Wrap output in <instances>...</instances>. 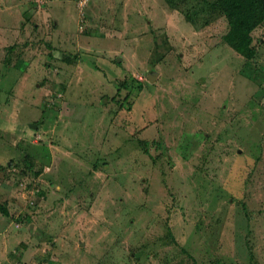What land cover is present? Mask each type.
<instances>
[{"label": "rangeland", "instance_id": "obj_1", "mask_svg": "<svg viewBox=\"0 0 264 264\" xmlns=\"http://www.w3.org/2000/svg\"><path fill=\"white\" fill-rule=\"evenodd\" d=\"M206 1L0 0V264H264V24Z\"/></svg>", "mask_w": 264, "mask_h": 264}, {"label": "trees", "instance_id": "obj_2", "mask_svg": "<svg viewBox=\"0 0 264 264\" xmlns=\"http://www.w3.org/2000/svg\"><path fill=\"white\" fill-rule=\"evenodd\" d=\"M205 9L208 14H220L226 19L224 42L244 59H253L257 53L253 31L264 24V0H209L205 2ZM0 213L10 216L8 207L2 203Z\"/></svg>", "mask_w": 264, "mask_h": 264}, {"label": "water", "instance_id": "obj_3", "mask_svg": "<svg viewBox=\"0 0 264 264\" xmlns=\"http://www.w3.org/2000/svg\"><path fill=\"white\" fill-rule=\"evenodd\" d=\"M151 78V77H150Z\"/></svg>", "mask_w": 264, "mask_h": 264}]
</instances>
